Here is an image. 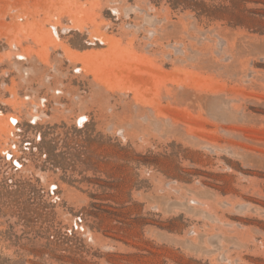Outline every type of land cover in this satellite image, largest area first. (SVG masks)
Instances as JSON below:
<instances>
[{
	"label": "rangeland",
	"instance_id": "1",
	"mask_svg": "<svg viewBox=\"0 0 264 264\" xmlns=\"http://www.w3.org/2000/svg\"><path fill=\"white\" fill-rule=\"evenodd\" d=\"M0 264H264V0H0Z\"/></svg>",
	"mask_w": 264,
	"mask_h": 264
}]
</instances>
